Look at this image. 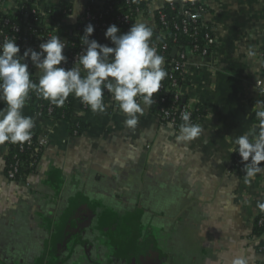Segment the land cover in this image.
Here are the masks:
<instances>
[{
	"label": "crops",
	"instance_id": "1",
	"mask_svg": "<svg viewBox=\"0 0 264 264\" xmlns=\"http://www.w3.org/2000/svg\"><path fill=\"white\" fill-rule=\"evenodd\" d=\"M21 1L7 0L4 13L20 12ZM64 1L78 13L90 0L37 4ZM201 1L216 44L209 55L189 53L180 86L187 105L204 111L201 134L178 140L179 128L143 103L128 127L108 95L104 112L74 102L72 118L85 127L72 134L70 122L38 115L26 98L22 114L49 141L23 182L8 178L9 146L0 144V264H232L237 256L264 264L256 246L264 233L254 236L264 171L246 183L234 143L259 131L264 0ZM96 40L112 45L104 33Z\"/></svg>",
	"mask_w": 264,
	"mask_h": 264
},
{
	"label": "clouds",
	"instance_id": "2",
	"mask_svg": "<svg viewBox=\"0 0 264 264\" xmlns=\"http://www.w3.org/2000/svg\"><path fill=\"white\" fill-rule=\"evenodd\" d=\"M78 13L69 18L73 19ZM94 31L92 23L86 25L82 39L86 47L78 56L79 65L86 73L83 76L79 66L70 69L61 66L67 61L64 54L66 43L58 35L49 36L39 45V51L28 48L23 55H20L16 40L3 39L0 42V101L6 104L0 109V144L23 143L30 139L34 121L22 114L30 90L59 106L74 94L93 112L106 110L103 97L107 91L126 114V125L136 126L137 114L144 111L137 97L144 106H151L154 94L159 92L161 81L167 75L162 68L163 57L150 45L152 30L145 23H133L126 33L118 34L120 29L112 24L104 35L110 38L113 46L90 38ZM29 58L40 73L38 84L31 79L26 62ZM256 117L259 120L258 133L250 131L234 141L235 151L239 152L244 163L246 183L250 182L248 178L264 171L261 166L264 162V104L256 111ZM181 119L178 140L190 141L201 134V126L190 122V113H182ZM257 207L264 211V202H258ZM232 264H248V261L237 256Z\"/></svg>",
	"mask_w": 264,
	"mask_h": 264
},
{
	"label": "trees",
	"instance_id": "3",
	"mask_svg": "<svg viewBox=\"0 0 264 264\" xmlns=\"http://www.w3.org/2000/svg\"><path fill=\"white\" fill-rule=\"evenodd\" d=\"M7 0H3L0 4V18L3 16L4 5L6 4ZM26 1V2H25ZM156 0H115L113 1V9L110 11L109 16H114L119 13H126L130 14L132 19L131 21L134 22L136 18V10L140 9L143 10L144 13L147 12V9L153 4ZM191 2V0H187ZM27 3L36 4L38 0H22L20 2V12L18 13H7L6 16L10 18L9 25H4V32L8 35H12L14 32L11 29V25L17 24L21 28V40L18 42L20 43H27L30 48L33 49V44L36 43L40 38L48 33H53L54 35H58L61 40L67 41V50H66V57H67V64L65 66L66 69L71 68L70 58L76 54V52L85 47L82 44V39L85 31V27L87 22H82L79 18L70 19L69 16L73 10V5L70 2L64 1L58 8H54L52 6H43L40 10L33 12L30 5ZM90 6L93 7H100L99 4L96 3H89ZM104 8V6H103ZM156 21L158 26H160V15L161 13L166 14L168 20H170L171 24L169 30L166 32L164 36H160L156 28L150 27L152 30V37L150 41L157 42L159 44L168 43V48L164 50V56L166 63L172 60V50L175 45H192L193 41L189 37L188 34H183L178 31L174 27V23L179 21L177 17V10L172 9L169 6V2H167L161 11H156ZM118 28L120 29V33H126L130 27L129 26H121L116 23ZM55 26V27H53ZM97 32L94 31L90 38L96 39ZM178 37L177 42H174V38ZM21 52L20 55H23V52L28 49L26 47H20ZM29 64V71L31 73V79L35 83H39V76L36 74V67L32 64L30 58L26 61ZM82 67V65H81ZM167 75L161 81L163 84V88L159 90V92L154 94L152 103L153 110L159 114L161 112V108H174L175 110L181 109L182 106H187L188 102L184 101V96L181 95L180 99L174 105V96H175V89L172 86L173 83V75L177 76V73H171L169 67L164 66L162 67ZM86 74V73H85ZM84 74V75H85ZM183 81L179 79V85L181 86ZM105 95V93H104ZM163 97H166V100H162ZM76 100H80V98L76 97L74 94H70L69 97L66 99L65 103L62 106L52 103L50 100L45 99L41 94L36 91L29 92L27 96V101L31 104L33 109L36 113H39L43 116H47L53 118L54 120H66L70 122V131L72 134H80V127H85L83 123L80 121H75L72 118L73 106ZM84 109H90L89 106H84ZM194 117H201L204 115V111L202 107L198 106L194 112ZM163 123H167L166 119L162 117ZM183 123V121H181ZM177 128L180 127L176 126ZM40 128L34 123V127L31 129V136L33 139V145H26L24 149L21 148L22 144H27L26 142L23 143H11L8 142L9 146V154L6 161V170L8 172L9 166L13 161L14 155H17L21 161L20 165V175L18 176V181L23 182L25 178L33 172L37 171L38 164L40 159L42 158L44 148L39 147L37 144V140L39 137ZM263 165V164H261ZM263 213L257 215L255 226H254V236L258 237L264 233V226H260L258 224V218ZM262 245H264V240L261 241Z\"/></svg>",
	"mask_w": 264,
	"mask_h": 264
},
{
	"label": "built area",
	"instance_id": "4",
	"mask_svg": "<svg viewBox=\"0 0 264 264\" xmlns=\"http://www.w3.org/2000/svg\"><path fill=\"white\" fill-rule=\"evenodd\" d=\"M3 0H0V4ZM113 1L115 0H90L88 1L86 7L78 13L74 17V19L79 18L82 22H87V24L92 23L95 27V31L99 33H105L106 29L112 25V24H119L121 26H129L131 27L133 23H145L149 27H154L158 31L160 36H164L166 32L169 30L170 27V20H168L166 14L161 13L160 15V26H158L156 21V11L164 7V5L169 2V6L172 9L177 10V17L179 18L178 22L174 23V27L180 31L183 34H188L191 40L193 41L192 45H175L174 48H177L176 54L173 55L172 53V60L168 61L166 63V59L164 56V50L168 48V43L159 44L157 42L150 41V45L155 47L157 50V54L162 56L164 59V62L162 64V67L167 66L171 70L170 74H173L174 72L177 73V76L173 75V83L172 86L175 89V96H174V105L175 103L180 99L181 97V91H180V85H179V79L183 81L185 78V74L187 73V68L189 64V53L195 52L201 55H209L213 51V47L216 44V39L213 33V29L211 26L204 23V16L207 12L206 5L201 0H191V2H188L187 0H165L164 5L160 8H155L154 3L157 1H154L153 4L150 6L149 9H147V12L144 13L143 10L137 9L136 10V18L134 22L131 21L132 17L130 14L126 13H119L114 16H109L110 11L113 9ZM26 2V1H25ZM89 3H96L99 4L100 7H93L90 6ZM31 6L33 12H36L37 10H40L42 7L39 6V4H32L27 3ZM104 6V8H103ZM7 13H4L3 16L0 18V42L3 41V39H14L16 40L17 44L20 47H26L30 48V46L27 43H18L22 36H21V28L19 25L14 24L11 25V29L14 32L12 35H8L4 32V25H9L10 18L6 16ZM77 13L74 12V8L71 12V15H75ZM55 27V26H53ZM54 35L53 33H48L44 35L42 38H40L36 43L33 44V49L39 51V45L42 42H45L49 36ZM178 37L174 38V42H177ZM66 43V47L64 49V54L67 50V41L62 40ZM113 46V44L111 45ZM86 47V46H85ZM79 49L74 56L70 58L71 62V68L79 66L83 70V75L85 74V70L81 65H79L78 62V56L82 53L84 48ZM173 48V49H174ZM173 51V50H172ZM67 64L66 62H62L63 67H65ZM36 74L40 75L38 72V69H36ZM82 75V76H83ZM257 87H258V102L261 107V104H264V51L261 55V61H260V74L257 76ZM164 86L161 84L162 89ZM105 95H108L112 101L113 104H118L111 96L110 93L105 91ZM104 95V96H105ZM162 100H166V97H163ZM81 102V100H79ZM138 103H143L140 97H137ZM155 100H153L154 103ZM82 103V102H81ZM84 106H87L83 104ZM184 112L190 113V122L192 124H195L197 121V118L194 117L193 112L194 109L192 107L182 106L181 109L175 110L172 108H161V112L158 114L162 120V117L166 119L167 123L172 124L174 126L181 125V114ZM38 115H41L37 113ZM43 116V115H42ZM163 122V121H162ZM164 124V123H163ZM48 137L46 134L39 133V137L37 140V144L39 147L45 148V146L48 144ZM26 145H33V139L32 137L27 141V144H22L21 148L24 149ZM242 163V158L239 155V152H236V164ZM261 164L264 165V162H261ZM20 165L21 161L18 158L17 155H14L13 161L11 162L7 176L10 180H17L18 176L20 175ZM21 176V175H20ZM258 224L260 226H264V214H262L258 218ZM257 248L259 252L264 253V245H262L261 241H257Z\"/></svg>",
	"mask_w": 264,
	"mask_h": 264
},
{
	"label": "water",
	"instance_id": "5",
	"mask_svg": "<svg viewBox=\"0 0 264 264\" xmlns=\"http://www.w3.org/2000/svg\"><path fill=\"white\" fill-rule=\"evenodd\" d=\"M176 51H177V48H174L173 51H172L173 55L176 54Z\"/></svg>",
	"mask_w": 264,
	"mask_h": 264
}]
</instances>
